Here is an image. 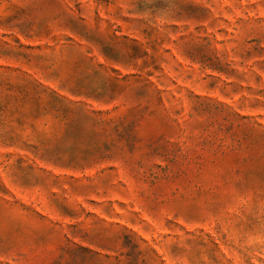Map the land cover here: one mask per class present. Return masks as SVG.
I'll list each match as a JSON object with an SVG mask.
<instances>
[{
  "label": "rangeland",
  "instance_id": "1",
  "mask_svg": "<svg viewBox=\"0 0 264 264\" xmlns=\"http://www.w3.org/2000/svg\"><path fill=\"white\" fill-rule=\"evenodd\" d=\"M0 264H264V0H0Z\"/></svg>",
  "mask_w": 264,
  "mask_h": 264
}]
</instances>
